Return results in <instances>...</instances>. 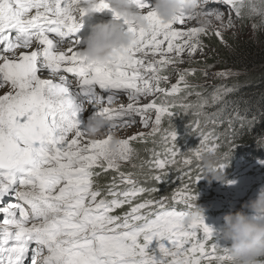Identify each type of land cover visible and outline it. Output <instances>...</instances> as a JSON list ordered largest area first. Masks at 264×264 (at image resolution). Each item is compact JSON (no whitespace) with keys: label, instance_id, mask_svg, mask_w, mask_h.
I'll return each mask as SVG.
<instances>
[{"label":"snow or ice","instance_id":"obj_1","mask_svg":"<svg viewBox=\"0 0 264 264\" xmlns=\"http://www.w3.org/2000/svg\"><path fill=\"white\" fill-rule=\"evenodd\" d=\"M88 3L0 0V264H233L228 246L219 243L203 218L185 225L186 210L170 208L167 197L154 198L158 189L142 186L136 177L142 176L144 183L162 181L169 165L193 163L191 157L177 160L183 153L177 151L174 125L162 129L163 118L171 121L175 115L173 108L204 117L205 127L213 125L212 130L201 131L200 143L205 151L216 152L220 137L215 128L224 121L213 117L222 109L205 112L207 98L185 102L192 95L202 97L188 80L197 69L177 66L188 62L185 55L191 61L203 54L201 36L212 30L213 19L219 27L212 34L222 43V29L235 27L233 15L241 19L245 7L261 17V25L252 28L264 26V0H199L194 12L182 10L167 23L152 10V0H132L147 27L122 18L108 0H97L92 10L112 12L132 35L130 45L114 49L106 64L90 63L80 54L78 33L88 12L83 5ZM220 5L228 9L226 22ZM192 19L204 23L182 30ZM208 67L203 69L205 76ZM170 68L177 82L165 87ZM45 72L50 78H44ZM68 74L75 79V91ZM215 75L224 78L232 73ZM232 91L220 86L211 96L212 105H223ZM158 93L165 98L185 95L179 102L140 103ZM121 94L129 102L110 107ZM85 102L91 106L87 117ZM234 111L226 121L232 132L235 121L243 127L247 119ZM149 112L155 113L154 120ZM96 116L111 122L104 138H89L84 129L85 119ZM137 117L151 131L121 138L112 150L111 129L132 126ZM196 127L200 128L199 119ZM161 133L163 152L149 149L151 158L135 163L132 142L147 143L151 137L155 144ZM231 143L225 158L233 153ZM200 155L199 150L194 152L198 162ZM124 164L138 172L123 171ZM109 171L114 173L110 182L99 187V177ZM200 179L197 176L196 182ZM13 197L14 203L7 202ZM172 199L190 209L197 194L185 185ZM125 205L127 211L115 214ZM154 240L157 247L150 250Z\"/></svg>","mask_w":264,"mask_h":264},{"label":"clouds","instance_id":"obj_2","mask_svg":"<svg viewBox=\"0 0 264 264\" xmlns=\"http://www.w3.org/2000/svg\"><path fill=\"white\" fill-rule=\"evenodd\" d=\"M96 2L97 0H89L87 15L91 16L96 13L92 10ZM108 2L122 18L134 21L139 27H147V21L144 19L143 13L135 7L132 0H108ZM198 2L199 0H152V10L156 12L163 22L167 23L182 10L194 12ZM219 7H221L222 11L228 12L225 6L220 5ZM242 15L250 16V19L261 18L251 15L247 7L242 10ZM257 24L261 25V19H259ZM131 40L132 35L125 30V26L120 21L111 19L107 22H98L89 26L88 35L81 40L80 54L90 63H110L113 59V50L127 48ZM196 69L198 72L202 71L199 66ZM176 82L177 79L169 81V84ZM189 83L196 85L197 88L200 87L201 91L199 92L202 93L200 98L192 95L185 101L193 104L205 98L203 93L208 94L207 91H211L209 94H213L220 86H228L234 89L233 84L219 83L209 90H204L203 86H199V84L204 83L202 77L191 79ZM194 91L197 90L194 89ZM179 97L180 95L171 98L175 100ZM179 101L180 99H178ZM211 106L213 105L209 107ZM174 111L177 112V109L174 108ZM195 123L192 122L191 125L195 126ZM110 127L111 122L101 116H96L84 122V129L88 137L93 139L108 135ZM111 136L109 147L115 150L120 138L115 129H111ZM229 159L216 152H201L199 161L204 173L203 179L207 180L209 184L212 181H217L221 184L230 183L224 168H221L222 164H228ZM245 209L248 211H245ZM204 215L205 209L195 200L193 206L186 210L183 223L189 225L193 221L204 219ZM219 234L223 240L230 242L228 248L233 264H264V186L258 189L254 199L247 201L239 210L230 211L223 216V224L219 229Z\"/></svg>","mask_w":264,"mask_h":264},{"label":"trees","instance_id":"obj_3","mask_svg":"<svg viewBox=\"0 0 264 264\" xmlns=\"http://www.w3.org/2000/svg\"><path fill=\"white\" fill-rule=\"evenodd\" d=\"M258 29L264 31V26H260ZM201 40L204 42V45L206 44L207 48L213 49L214 53L217 55L214 63L221 64L223 69L230 68L239 73H243L246 77L245 80L233 84L234 91L229 93L226 96L225 103L220 105L222 111H220L217 116L213 117L219 121H224L219 127L217 134L221 136L224 143L227 145L225 151L230 148V142H234L231 143V147H243L249 145L254 148L257 155H264V33H256L252 38H239L236 41H229L225 44H222L214 34H211L209 38L201 37ZM213 58L214 57H212V59ZM202 75L203 73L196 71V74L193 77L197 79L198 77H202ZM195 89L201 91L200 87H196ZM207 92L208 94L203 93V96L208 99L210 106L212 105L210 98L212 94H209L211 91ZM179 95L182 98L185 94L181 93ZM166 99L169 102L173 101L171 97ZM175 100L178 102L177 98ZM209 106L204 110H210ZM177 109L180 110L181 108L177 107ZM237 109L239 110L240 115L246 116L247 119L244 121L243 127H241L240 121H235V132H232L228 129L226 121L230 116L235 115L234 110ZM171 110L176 114L174 108ZM207 113L211 114L212 112ZM253 117H255V119H253ZM173 118L174 116L171 120ZM199 118L203 119V117H196L188 112V115H186V118L184 119L185 122L173 123L170 121L166 124L164 129L169 128L170 123L172 125L177 124L189 127V124L191 125L192 122H196ZM168 119L167 116L163 118L164 122ZM161 135H163V133L154 138L156 143L149 145L147 150L152 149L153 146L155 147V145L162 140ZM240 149L241 148H234L233 153L240 151ZM158 150L159 149L156 151ZM140 152L143 153V151ZM147 152L148 154H151L149 151ZM185 166L186 165L183 163L180 164L177 169L175 168L176 171H174L173 174L165 175L162 182L148 181L147 183H144V178L142 176L136 178H138L143 185L148 187L154 186L159 190H164L165 194H167L166 192L169 190L165 189H175L171 187L173 184V187L177 186L178 183L183 185L193 184V180H189L188 176L182 175ZM198 169H201V166H199ZM99 171L100 169H97V172ZM136 172H138V170ZM113 175L112 172L102 175L99 177L98 184L104 186L110 182V178ZM172 201L173 199H171L170 202Z\"/></svg>","mask_w":264,"mask_h":264},{"label":"rangeland","instance_id":"obj_4","mask_svg":"<svg viewBox=\"0 0 264 264\" xmlns=\"http://www.w3.org/2000/svg\"><path fill=\"white\" fill-rule=\"evenodd\" d=\"M224 19H225V22L228 19V12L227 11L225 12ZM233 19L235 21V27H233L231 29H222V31H223V39H224L225 42L222 43L221 40L219 38H217L222 44H225V43H227L229 41H236L239 38H252L256 33H260V32L264 33V31H261L258 28L255 29V30L252 28V25L253 24H257V22L261 18H259V19H254V18L250 19V16L242 15L241 19H236L235 16L233 15ZM201 23H202V20H199V19L189 20L182 30H186L187 28H190V27H199L201 25ZM218 27H219V22H217V21H215L213 19V21H212V30H210V32H209V34L207 36H201V37L209 38L210 35L213 33V31L216 28H218ZM258 35H260V34H258ZM203 44H204V42H203ZM216 56L217 55L214 53V50L211 49V48H207L206 44H205V47H204L202 55H197L194 58V60H191V61H189L188 57L185 55L184 59H185V61H188V62L183 63V64H179L177 67L180 68V69H184V68H195L196 69V67L199 66L202 69V71H200V72L203 73L202 80L204 82L203 84H199V86H203L204 90H209L212 87L216 86V84H219V83H223V84L226 83V84L231 85V84H234L236 82H241V81L246 79V77H245V75L243 73H239V72H237L235 70H232L230 68H224L223 69L221 64L214 63V60H216ZM212 57H214V58L212 59ZM212 63H214V64H212ZM206 65L211 66V67H208V69H207L208 74L205 76L204 72H203V69L205 68ZM225 70H230L232 75H230L229 77H224V78H220V77H217L215 75V73L220 72V71H225ZM168 74L171 77L170 81H173V80L177 79L176 73L171 68L169 69ZM43 76H44V78H48L49 77L47 72L43 73ZM191 79H195V77L189 76L188 80L190 81ZM169 85L170 84L163 85V86L168 87ZM4 90H7V89H4ZM145 99H146L147 102H150L152 99H155L158 103H160V102H165V103L169 102L162 94H159V93L156 94L154 96V98L148 97V98H145ZM115 102H116L117 108L122 103L126 104V103H124L123 99L117 100ZM87 106L91 107L89 104H87ZM153 115L155 117V113H153ZM186 115H188V112H186L183 109H180V110L177 109L176 115L174 116V118L171 121L175 122V123L185 122L184 119L186 118ZM199 120L202 123V125L204 126V123H203L202 119L199 118ZM168 121H170V120H168ZM180 126H183V125H180ZM174 127H178V125L175 124ZM150 131L151 130L147 131L146 129H142L140 127H136V128H123V130H121L119 128V129H117L116 132H117L119 138L121 139V138H126L128 136H132L133 134L138 133V132L147 133V132H150ZM105 136L106 135H104L102 137H98V138H104ZM152 139L153 138H151V137L148 138V142L147 143H143V142H139V141L132 142V147L136 150V153H137V156L134 157V162L135 163L139 164L141 159L144 160V155H141L139 152L142 149L147 150L149 148V145L152 144ZM215 143H216V141H215ZM144 153H145V151H144ZM122 170L123 171H125V170L134 171V170H138V169H132L130 165L124 164L123 167H122ZM8 201L9 200H7V202ZM0 219L2 220V216H0Z\"/></svg>","mask_w":264,"mask_h":264},{"label":"bare ground","instance_id":"obj_5","mask_svg":"<svg viewBox=\"0 0 264 264\" xmlns=\"http://www.w3.org/2000/svg\"><path fill=\"white\" fill-rule=\"evenodd\" d=\"M48 78H49V77H48ZM69 81H70V80H69ZM70 84L73 85V90L75 91V82L73 83V82L70 81Z\"/></svg>","mask_w":264,"mask_h":264}]
</instances>
